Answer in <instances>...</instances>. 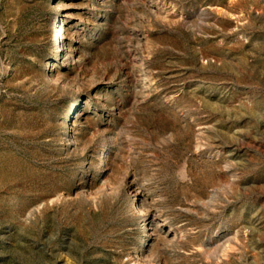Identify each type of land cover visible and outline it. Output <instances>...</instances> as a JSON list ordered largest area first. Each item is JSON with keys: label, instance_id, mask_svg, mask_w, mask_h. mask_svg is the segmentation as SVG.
<instances>
[{"label": "rangeland", "instance_id": "1", "mask_svg": "<svg viewBox=\"0 0 264 264\" xmlns=\"http://www.w3.org/2000/svg\"><path fill=\"white\" fill-rule=\"evenodd\" d=\"M0 264H264V0H0Z\"/></svg>", "mask_w": 264, "mask_h": 264}, {"label": "bare ground", "instance_id": "2", "mask_svg": "<svg viewBox=\"0 0 264 264\" xmlns=\"http://www.w3.org/2000/svg\"><path fill=\"white\" fill-rule=\"evenodd\" d=\"M140 208V207H139ZM149 211V210H148ZM144 213V210L142 211Z\"/></svg>", "mask_w": 264, "mask_h": 264}]
</instances>
